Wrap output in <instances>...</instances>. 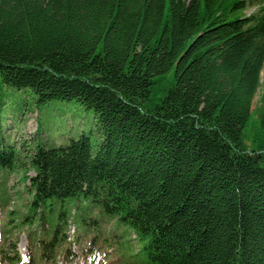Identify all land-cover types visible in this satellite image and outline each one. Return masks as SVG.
I'll return each mask as SVG.
<instances>
[{
  "label": "trees",
  "instance_id": "16d2710c",
  "mask_svg": "<svg viewBox=\"0 0 264 264\" xmlns=\"http://www.w3.org/2000/svg\"><path fill=\"white\" fill-rule=\"evenodd\" d=\"M262 5L0 0L1 84L29 89L38 107L76 102L95 120L64 146L0 137V172L30 196L25 220L50 226L28 264L66 249L58 233L76 201L129 227L151 264H264ZM87 242L82 261L102 252Z\"/></svg>",
  "mask_w": 264,
  "mask_h": 264
},
{
  "label": "rangeland",
  "instance_id": "374dc122",
  "mask_svg": "<svg viewBox=\"0 0 264 264\" xmlns=\"http://www.w3.org/2000/svg\"><path fill=\"white\" fill-rule=\"evenodd\" d=\"M254 4L256 3L247 5V17L254 14ZM261 7L264 9V5L258 8ZM204 13L201 12L200 17ZM263 73L259 83L263 80ZM258 101L260 94L255 96L252 104L255 110L254 119L261 116ZM94 121L92 113L76 102H51L38 107L29 89L18 91L7 88L0 82V137L9 144L23 146L25 149L32 147L33 143L45 147L64 146L71 139L89 134L95 128ZM252 129L249 131L252 132ZM90 138L92 143L97 142L92 136ZM262 150L264 149L257 152ZM27 175L31 176V173ZM17 178L15 174L0 172V264H26L30 256H36L39 252L40 240L44 239L43 234L50 227L45 221L39 224L25 220L27 215H33L27 210L30 196L27 197L24 190L26 185L19 184ZM90 205L93 204L84 201H76L70 205L67 218L64 214L67 226L61 227L58 233V239H63L62 248L66 249L58 253L55 262L45 260L41 264H151L141 252L142 244L136 242L129 227L120 223L116 217L103 212L99 206L91 208ZM50 208L52 210L49 212ZM58 210L59 208L52 205L48 208L50 214L53 212L57 215ZM39 214L37 212L34 217ZM76 217L78 222L82 219L84 224L75 222ZM52 218L50 217L53 221ZM54 225L56 224L53 227ZM73 225L76 229L74 238ZM91 238L101 244L102 252L101 257L89 258L86 263L79 255L83 249L87 250V241ZM107 242L112 243L113 248ZM67 250L70 254L68 258L65 257Z\"/></svg>",
  "mask_w": 264,
  "mask_h": 264
},
{
  "label": "bare ground",
  "instance_id": "6f19581e",
  "mask_svg": "<svg viewBox=\"0 0 264 264\" xmlns=\"http://www.w3.org/2000/svg\"><path fill=\"white\" fill-rule=\"evenodd\" d=\"M73 227H74V225H73ZM75 235H76V229H75V227H74L73 238L75 237Z\"/></svg>",
  "mask_w": 264,
  "mask_h": 264
}]
</instances>
